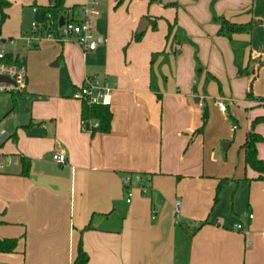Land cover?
I'll return each mask as SVG.
<instances>
[{"label": "crops", "instance_id": "crops-1", "mask_svg": "<svg viewBox=\"0 0 264 264\" xmlns=\"http://www.w3.org/2000/svg\"><path fill=\"white\" fill-rule=\"evenodd\" d=\"M3 1L0 49L24 58L26 86L0 93V239L18 238L0 264H73L80 237L87 264H264V182L241 148L264 116V0H65L78 22L95 1L101 43L86 53L46 34L28 44L35 7L48 0ZM214 16L257 24L230 41ZM170 24L181 42L166 40ZM248 65L254 73L238 75ZM85 77L115 84L107 133L82 129L74 94ZM238 109L245 132L235 140L230 118ZM254 130L264 136V122ZM233 140L236 162L219 151ZM256 149L264 160V143ZM55 152L66 155L64 164ZM20 158L30 161L27 176ZM126 174L148 178V192L134 186L128 202Z\"/></svg>", "mask_w": 264, "mask_h": 264}, {"label": "trees", "instance_id": "trees-1", "mask_svg": "<svg viewBox=\"0 0 264 264\" xmlns=\"http://www.w3.org/2000/svg\"><path fill=\"white\" fill-rule=\"evenodd\" d=\"M127 0H116V6L121 5L123 2ZM155 0H149V2H154ZM8 5L7 2H4L3 0H0V6H1V18H0V24L5 20L6 15L3 12V6ZM42 11L43 13V22L41 23V27L38 29L37 34H50L53 37H59V18L61 16L64 17L65 21L69 22H78L74 21L73 19H69L67 17L68 12H72L75 7L67 8L65 6V0H48V4L46 6H39L35 7ZM214 21L219 23V30L218 35L224 36L228 38L230 41L232 39L233 34H241V33H251L252 29L256 26V21H250L248 23H232L228 20L220 17H213ZM157 28L156 20L152 23V29L155 30ZM175 25H169L167 34H166V40L168 41L171 37L175 39L177 42H181L179 40V29H175ZM143 33H137L134 37V40H140L142 38ZM157 54H152L151 56V69H150V75L151 78L153 76V63H154V57ZM3 61L7 64L16 65V66H24V58H20L19 56H12L9 53L5 54V57ZM197 61V60H196ZM263 62H260L259 65H263ZM198 68H200L198 66ZM254 73V68L252 66H247L246 68H240L238 70V75L240 76H250ZM215 80L214 77L211 76ZM152 84V83H151ZM219 84V83H218ZM152 87V86H151ZM220 89V86H219ZM15 93V92H11ZM22 93V92H21ZM20 94V93H18ZM13 94V105L10 110V112L15 111L17 107V95ZM248 98H253L251 90L248 91L247 95ZM260 101H264V97L259 98ZM80 118L83 122H88L89 120L96 121L98 123V126L94 128L91 131V134L95 133H107L110 131V122L112 119V114L109 110V106H102V105H90L86 101H81V112H80ZM207 122V112L204 107L203 114H202V126L197 130L202 131L203 127L205 126ZM264 122V116L255 118L250 126V129L246 132L245 140L241 146L242 150L244 151V162L245 165L256 171L259 176L257 179L262 180L264 182V160L259 159L257 157V149L256 145L258 143H264V136L260 135L259 133L255 132L254 127L257 123ZM15 136L12 135L11 137ZM15 140V137H13ZM21 163V175L27 176L30 170V161L29 159L20 158ZM228 179L221 180L217 187H216V195L214 198V201L216 202L219 197V192L221 188L224 186V184L227 182ZM3 221L0 220V224H2ZM204 222H201L199 224V227L204 224ZM90 228V226H86L81 232L84 230ZM18 244V238H4L0 239V253H14L16 252ZM88 262V255L84 251L82 246V238L80 237L78 239L77 248H76V256L74 258L73 264H87Z\"/></svg>", "mask_w": 264, "mask_h": 264}, {"label": "built area", "instance_id": "built-area-1", "mask_svg": "<svg viewBox=\"0 0 264 264\" xmlns=\"http://www.w3.org/2000/svg\"><path fill=\"white\" fill-rule=\"evenodd\" d=\"M95 13V1L85 6L83 9L84 17L79 22L65 21L62 26H59V37H53L48 34V37L55 39L74 40L84 53L96 49L98 42L93 34V15ZM41 23L33 22L31 26L32 37L29 40V45L34 44L39 40L38 29ZM5 57L4 51L0 49V75L9 77L14 81V84L8 82H0V92H21L26 86V70L24 66H16L7 64L3 61ZM115 84L111 83L106 78L100 77H85L82 85L74 94V98L80 101H86L90 105L110 106L112 102V91ZM220 110L225 107L221 102L217 103ZM82 129L90 132L98 126L96 121L89 120L81 122ZM52 159L57 163L64 164L66 155L64 153L55 152L51 155ZM2 168L3 165H0ZM122 185L126 194V200L130 201V191L132 187H137L143 194L149 190L148 178L139 174H126L122 177ZM252 216L251 214L249 215ZM235 229H240L241 225L234 226Z\"/></svg>", "mask_w": 264, "mask_h": 264}, {"label": "rangeland", "instance_id": "rangeland-1", "mask_svg": "<svg viewBox=\"0 0 264 264\" xmlns=\"http://www.w3.org/2000/svg\"><path fill=\"white\" fill-rule=\"evenodd\" d=\"M1 93V92H0ZM239 112L238 114L241 115L239 118L238 116L236 117H231L230 118V125H232V123L237 127V132H236V138L235 140L237 139L238 140V132L239 134H243L245 132V129H244V115H243V111L241 109H238ZM237 114V115H238ZM243 121V122H242ZM244 136V135H243ZM232 139V138H231ZM230 139V140H231ZM235 140H233L231 142V147L227 148L226 150L224 149V146L223 144L219 146V151L223 154H227L229 156L228 160L229 161H232V160H235L234 162H236V158L238 157V149H239V146L237 144V141L235 143V145L233 146ZM227 143V142H225Z\"/></svg>", "mask_w": 264, "mask_h": 264}, {"label": "water", "instance_id": "water-1", "mask_svg": "<svg viewBox=\"0 0 264 264\" xmlns=\"http://www.w3.org/2000/svg\"><path fill=\"white\" fill-rule=\"evenodd\" d=\"M34 21L37 23H42L43 22V13L41 10H36L34 13ZM64 23V17L61 16L59 18V26H62ZM147 25V20L146 19H142L140 22V26H139V32L143 31L146 28ZM98 42V41H97ZM98 43H101L100 41ZM0 82H8V83H12L14 84V81L12 79H10L7 76L4 75H0Z\"/></svg>", "mask_w": 264, "mask_h": 264}]
</instances>
